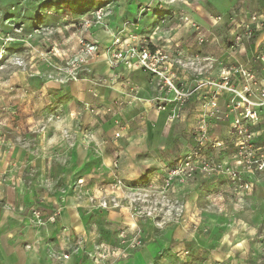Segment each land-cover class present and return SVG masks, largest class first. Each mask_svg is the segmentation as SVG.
<instances>
[{
	"label": "rangeland",
	"instance_id": "obj_1",
	"mask_svg": "<svg viewBox=\"0 0 264 264\" xmlns=\"http://www.w3.org/2000/svg\"><path fill=\"white\" fill-rule=\"evenodd\" d=\"M246 9L264 19V0H0V248L14 245L28 226L56 222L61 205L74 197L82 225L70 234L84 237L63 257L76 264L82 252L96 264H114L143 250L144 264H264V168L238 163L240 141L232 131L237 110L231 100L241 98L206 84L183 101L162 88L157 73L135 68L161 92L143 115L142 108L126 105L134 99H87L92 92L80 81L90 65H107L112 38L120 34L164 51L183 87L215 82L223 69L251 58V45L244 59L228 51ZM249 66L264 78V65ZM235 87L243 90L237 82ZM164 96L171 100L162 107L158 97ZM209 99L220 103V113L213 114ZM66 123L88 131L95 166L108 159L100 173L66 161L72 149L64 157L65 146L50 138L52 126ZM244 124L261 154L264 121ZM200 138L208 170L166 186V172L199 149ZM61 168L63 179L57 177ZM45 169L49 177L40 178ZM116 177L124 186L112 190ZM47 186L58 191L62 204L56 208L42 194L51 190Z\"/></svg>",
	"mask_w": 264,
	"mask_h": 264
},
{
	"label": "built area",
	"instance_id": "obj_2",
	"mask_svg": "<svg viewBox=\"0 0 264 264\" xmlns=\"http://www.w3.org/2000/svg\"><path fill=\"white\" fill-rule=\"evenodd\" d=\"M96 17L101 18V13L98 11ZM221 19L220 16L216 18V23ZM188 20V19H187ZM192 27H199L195 22L191 23ZM233 38L229 42L228 51L232 52L233 56H236L240 50L246 49V43L254 46V52L251 58L247 59V62L235 61L232 66L227 69H223L220 79L215 82H201V80H194L193 86L191 88H185L182 84L177 82V75L175 72L171 73V68H168L166 60L168 58L164 51L157 49L154 50L152 45H149L148 41L137 39L134 35L132 38L127 39L124 36L118 34L113 36L111 42V48L109 50L108 56L105 55V61L110 68H116L120 65L125 66L127 69L142 68L150 70L157 73L163 82V87L168 90V92L174 93L176 99H181L183 101L192 97L196 91L200 90L204 85L210 84L215 87L217 92L229 91L239 97V101L232 102V108L237 110V115L233 124V134L236 140L240 142L239 153H238V163L248 162L250 164L257 163V168H264V152L259 153L260 150H256L251 135L248 133V128L245 126L244 121L249 124L259 123L264 121V78L258 79L255 72L250 68L249 64L252 66L256 63L264 65V19L262 14L258 12H251L248 10L245 15L241 18L239 23L233 32ZM257 35H260L257 38ZM199 39L202 42L204 36L199 33ZM252 43V41H254ZM84 44V41L81 40ZM90 50H93L91 45ZM162 62L164 66L159 67L158 64ZM82 64L75 63V68L79 69ZM78 72V70H76ZM77 75V74H76ZM241 85L242 91H239L235 87V83ZM161 87V84L159 85ZM216 96V95H215ZM136 98V96H134ZM162 101V107L165 105L166 101L171 99L167 97H158ZM208 105H212L211 109L215 115L221 112L220 103L217 100H208ZM228 106V104H227ZM229 110L230 108L227 107ZM238 111V109H241ZM206 115V113L204 114ZM203 115V116H204ZM210 116V115H209ZM207 124V121H203ZM203 129V128H202ZM121 133L117 132L116 137H120ZM206 142V141H205ZM205 142L200 138L199 149H195L188 153L184 158L180 159L179 164H174L166 172L165 185L170 186L174 180L181 176L191 177L195 175L199 170H208V166L205 159H201V154L199 151L202 150ZM257 157V158H256ZM204 163V164H203ZM201 164V166H200ZM117 167V165H116ZM112 190H116L124 186V182L119 177H116L114 181L109 184ZM35 215L40 222L43 221L44 212L41 208H36L34 210ZM141 239L136 245L141 243Z\"/></svg>",
	"mask_w": 264,
	"mask_h": 264
},
{
	"label": "crops",
	"instance_id": "obj_3",
	"mask_svg": "<svg viewBox=\"0 0 264 264\" xmlns=\"http://www.w3.org/2000/svg\"><path fill=\"white\" fill-rule=\"evenodd\" d=\"M248 10L249 9H246L245 11L243 10V15H245ZM155 20H157L156 17L154 20L153 18H149V22L152 21V23H154ZM250 45L249 43H246V48H248ZM251 46L253 47V45ZM252 47L251 55L253 53ZM246 50L247 49L240 50V52L238 53V57H245ZM251 55H248V57ZM244 62H247V60L244 59ZM254 66H257L259 68L263 65L256 63L254 64ZM82 70L81 73L83 72ZM85 71L87 73H82V78L80 79V81L84 82L87 86H89V92H92V94H88L87 99H93V94L98 97L99 100H102L107 104H111L115 100H121V98H124V100L129 99L131 101H133L134 99L132 103L126 105L130 108H142L140 112L144 115V107L146 106L145 108L153 109L152 105L155 104L154 100L161 93L160 90L157 88L156 83H153L147 73L143 72V70L132 71L127 69L123 65H120L116 68H110L105 63L103 64V62L101 61V63H96L92 66L90 65V67H88ZM134 89H136L137 92L134 91ZM135 92L136 100L134 98ZM79 95L81 99L86 98L83 95V92L78 91L76 93V96L78 97ZM130 95L132 96V98ZM85 112L87 118L92 117V112L90 110H86ZM51 131L52 132L50 134V138L52 140L58 141V143H60L62 146H65L66 149L63 153L64 157H66L67 149H72L68 150L69 152L67 154L66 161H68L69 163H77L79 164V167H89V171L91 172L101 168V170L99 171L100 173L104 169L103 163L108 162V159L104 158V160H102L101 157L99 159V163L95 166L94 154L92 152L90 153L88 149L89 147L91 150H93L92 148L95 143L93 142V139L88 137V131H86L85 128L82 131L80 129L77 130L71 127L68 123H66L60 124L58 128H54V126H52ZM98 137L99 136H95L96 142H99ZM89 140L90 143H88ZM58 143L57 145H59ZM50 144L51 143H48V146H50ZM20 160L22 159H19V161ZM28 162L29 160L27 159L26 163ZM40 163H43L42 159H40ZM38 173V176L40 178L42 176H45L46 178L49 177V173L46 172V169L44 171H39ZM57 173V177L61 179H63L66 175L65 170L63 171V168L57 170ZM62 174H64V176H62ZM46 189L51 190H48L47 192L45 191L42 194L44 195V197L48 196L47 199L50 202V206L52 208H56L58 205L62 204V202H60V200L58 199L57 189H54L52 187L49 188L48 186L46 187ZM61 193L62 198H64V192ZM71 200L73 203H75L74 197H72ZM72 202L68 203L67 205L62 204L61 207L59 206L61 208L60 216L58 217L56 222L48 220L45 223H41L31 227L28 226L27 228H25V234L19 235L14 245L9 244L8 249L0 248V260L2 261V263L76 264L74 259H65L63 257V255L67 254L68 250L66 248L69 244L71 247H75V242L77 241V239L80 237H84L83 235L73 237V235L70 234L71 228H75L76 226L82 225L80 216L78 214V208L74 207ZM49 212L50 211H48V215ZM26 243L30 244V249L24 248V244ZM144 256L147 257L148 252H144L143 250L142 252H140L139 255H136L131 259H126L124 261H120L114 264H144ZM78 264L96 263L93 259H91V257H84L82 252L80 255V262Z\"/></svg>",
	"mask_w": 264,
	"mask_h": 264
}]
</instances>
